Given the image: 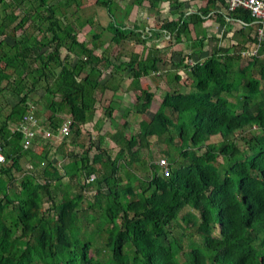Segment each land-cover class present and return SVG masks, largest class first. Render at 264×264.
Listing matches in <instances>:
<instances>
[{"label":"trees","instance_id":"1","mask_svg":"<svg viewBox=\"0 0 264 264\" xmlns=\"http://www.w3.org/2000/svg\"><path fill=\"white\" fill-rule=\"evenodd\" d=\"M51 1L0 0V92L9 91L19 99L6 116L0 112V146L5 158L0 176L4 202L0 264H264V36L258 41V27L251 15L241 10L227 12L228 0H197L203 4L194 12L182 0H139L148 9L157 11L165 4L170 15L177 13L176 19L163 20L156 35L168 36L169 45L195 46L178 62H169L174 69L186 70L187 91L164 92L151 122L142 121L138 132L126 136L115 131L116 144L126 149L131 161L120 168V155L110 157L99 138L98 147L93 142L88 146L99 153L91 164L86 149L81 161L62 167L69 179H95L99 186L93 196L95 205L106 198L107 221L99 217L105 228L100 229L105 232V248L100 249L96 242H81L72 234L77 206L84 201V185L80 184L75 195L59 196L49 189L52 178L40 184L26 174L20 186L15 183L12 171L23 158L29 157L34 169L38 163L33 146L23 148L19 131L28 114L37 119L39 101L31 102L30 95L42 87L47 100L44 109L50 113L48 128L56 134L68 121L69 133L76 138L97 110L119 104L120 84L111 80L127 72L128 89L135 93V111L146 114L155 93L143 88L141 80L167 75L159 70L163 62L159 49L147 47L152 28L148 35L146 26L124 24L133 3L118 16L115 0L95 1L105 10L107 23L102 28L111 33L110 45H115V49L102 50L101 36L92 33L89 47L78 39V29L64 22L67 12L62 13V8L78 7L77 0ZM212 20L224 35L233 25L239 26L237 48L242 52L259 46L258 55L235 69L241 54L221 46L190 64L208 39L203 23ZM29 28L33 33H27ZM192 31L197 33L194 38ZM118 42L127 54L117 55ZM137 45L147 50L142 60L134 51ZM181 79L178 73L173 77L174 81ZM215 136L222 138L220 143L210 142ZM152 137L170 147L159 150L168 159L169 177L162 178L153 162H138L150 176L140 180L125 173L127 182L121 181L120 169L129 170L133 159L150 149ZM48 143L39 155L46 165L50 163ZM14 185L19 193L12 200L9 192ZM40 190L50 202L47 209H43Z\"/></svg>","mask_w":264,"mask_h":264},{"label":"rangeland","instance_id":"2","mask_svg":"<svg viewBox=\"0 0 264 264\" xmlns=\"http://www.w3.org/2000/svg\"><path fill=\"white\" fill-rule=\"evenodd\" d=\"M96 0H77L78 3V7H76L75 5L69 6V9H64L62 8V13L63 12H67L66 13V18H64V22L70 25H73L76 29H78V39L80 41H84L89 47L90 44L93 43V38H92V33L101 36V41L104 44V46L101 48L102 50L105 49L106 46L110 45V38H111V33L107 30H103L102 27H104L107 23V17L105 15V10L102 7H98L95 3ZM56 2V0H52L50 2V4H54ZM115 4L113 5V7L115 5H117L116 7H114V13H116L118 16H120V14L122 15L124 13V8L125 6H129L133 3V5L130 6L129 12L127 14V17L125 19L124 24L126 26H132L134 24H136L137 26H146L145 27V32H148L147 34L149 35V32L152 31V35L153 38L152 40L149 42V44L147 45V47L149 46L151 49L153 50L154 48H158L160 53V57L162 59V64H159V70L161 72H166L164 73L163 76H166V78H159L157 76H152L150 78H144L143 83L146 84V87L150 89H152L153 91L157 90V101L160 100V98H162V93H164L166 90L170 91V93H182V92H186L187 89L185 87V82H186V70L183 69V67L179 68V69H174L169 62L171 63H176L179 61L180 57H182V54L188 53L189 52V48L191 46H195V43H190L189 47L186 43V46L188 48L185 47V45H178V44H174V45H169V43L171 41H169V37L165 36L163 33L161 35H156L157 30H159L161 28V23L163 22L164 19H176L177 18V13H173V15L167 14V12H169V8L165 5L162 4L159 6L157 11L148 9L147 4L145 2H139V0H115ZM188 2H186V6L189 8ZM112 7V8H113ZM1 7H0V11H1ZM118 21V20H117ZM88 22H91V24H89ZM102 25V26H100ZM150 28H152L150 30ZM208 32L209 30L211 32H209L210 36H213L214 39L212 38H208V40L203 43L204 45V50L201 51H197L196 54H193L192 59L190 61V64H194L199 62V59H205L206 57H208V53H211L213 51V49L218 48V46H216V42L219 45V47H221V45L223 47L229 48V52H232L233 54H238L240 52V43H241V38L238 34V28L239 26L237 25H233L231 30L224 35L223 32L221 33V29L217 27V25H215L213 23V25L209 28V25L206 26ZM150 30V31H149ZM155 31V32H154ZM27 33H33V29H28ZM221 37H217L220 36ZM151 35V36H152ZM41 36V40L43 39V35L40 33H36V37L39 38ZM191 37H196L197 33L192 31L190 33ZM203 36V35H202ZM217 37V39H215ZM193 44V45H192ZM239 44V46H235L232 47V45H237ZM118 52L117 55L120 56L121 54H127L125 47H122L119 45L118 42ZM215 46V47H213ZM113 49H115V46H112ZM212 48V49H211ZM134 51L136 53H139L141 56V60L146 56L147 50L143 47V46H136L134 48ZM114 55H116V52L113 53ZM120 54V55H119ZM172 56V57H171ZM243 57V56H242ZM246 62H249L248 59H245V57L241 58V60L239 61V64H237L235 66V69H237L239 66H244L246 64ZM189 64V63H188ZM237 67V68H236ZM179 74L182 77V82H175L173 80V77L175 74ZM128 76V79L130 80V75L127 73L126 74V78ZM166 80L167 81V86H166ZM180 80V81H181ZM117 82V81H116ZM5 83H2L1 87L4 86ZM156 88V89H155ZM190 89V88H189ZM25 93V92H24ZM161 95V96H160ZM241 95V94H240ZM45 94L43 91L42 87H39L35 92H33L30 95V101L36 103L39 101V105H36V117L38 120V122H42V126L45 127L44 130H42L41 134H46L47 131L46 129L50 130L48 128V125L46 124V117L50 114L48 112V110L44 109L43 104H46V99H45ZM120 97H123V94H119V99ZM118 98V96H117ZM18 97L14 96L11 92L9 91H1L0 92V112L2 113L3 116H6L10 110V108L18 102ZM155 99H154V104L155 106L151 107L149 111L150 112H155L157 107H158V103ZM114 109L119 107V104L114 103V105L112 106ZM113 110V109H111ZM115 110H119V109H115ZM111 111L110 114L113 115L114 111ZM103 112L101 110H97L95 112L94 118L92 120V122L87 125V128L89 130H92V132H99V133H103L106 137L109 136V133L105 134V132L107 131L108 125L109 123H106L105 121L102 120V116H103ZM97 118H99V122L96 124V120ZM124 122L127 124V127L124 126L123 124H119L118 126V130H121L122 132L127 131V128L130 126V124L132 123V120L126 121V118L124 119ZM146 122V121H145ZM44 123V125H43ZM118 123V122H117ZM124 123V124H125ZM131 129H133L132 131L134 132L136 130V127L133 125V128L131 127ZM130 129V130H131ZM11 131H13V129L11 128ZM48 138H50L51 140V144L53 146L56 145L55 142L59 141L58 140V136H47ZM70 137H72V134H70ZM110 137V136H109ZM70 140V138L68 139ZM67 140V141H68ZM92 140L94 143L97 142V138L96 135H93V133L90 134V142L92 143ZM222 140V138L220 136H215L214 138L210 139L211 143H220ZM150 144L152 145V150L154 151L152 153V156L155 158L156 162L161 160V159H166V162H168V159L162 155L160 153L159 150H169L170 147L168 144L164 143H157L156 142V138L152 137L151 139H149ZM43 141L39 140L36 145L34 147H32L35 151V155L37 157L36 161L37 166L32 167L30 165L29 162V157H25L20 161V167L18 169H13L12 171V176L15 180V183L17 184V186H20V183L22 182L24 176L26 174H28V172H31L30 174L36 178V181L40 184L44 183V179L46 176H52V179L54 181H51V183H49V189L55 191L56 190V186L54 185V182H57V180L59 178H62V173L63 171L60 170L58 164L53 163V160H50V163L48 165H46L45 162H41V158H39V153L42 151V146H43ZM93 144V143H92ZM90 146V144H89ZM88 147V145H87ZM89 149V147H88ZM185 149V148H184ZM90 150V149H89ZM89 152V151H88ZM89 154V153H88ZM117 157V156H116ZM114 157V158H116ZM127 162V161H125ZM148 162V160L145 161L144 158L141 157V162L140 165H143V163ZM46 165V174L42 173V176H39L41 174V170L42 167ZM138 164H134V168H132L133 173H135L134 176H136L138 179L140 180H145V175L146 176H150V172L149 171H142L140 167L137 168ZM123 165V163H121V161L119 162V167L121 168ZM34 169V171H32ZM30 170V171H28ZM125 168L124 169H120L119 174H120V178L121 181H125L127 182V179L125 178ZM129 175H132V173H129ZM66 181L67 178L63 177ZM60 182V181H59ZM74 182V180L71 181V183ZM84 182V178L82 177L80 180V184H82ZM63 185V184H62ZM94 186V190L95 188L99 187L98 184H96L95 182L92 184ZM101 189L104 190V192H106V190L101 187ZM19 188H16L15 185L13 186V188H11L10 192H9V196L11 197L12 200H14L15 195H18L19 193ZM97 190V189H96ZM41 193L42 199H43V209H47L48 206H50V202L47 199L46 195H44V191L40 190L39 191ZM96 191H91V193H87L86 198H84V201L82 203H80L77 206L78 210V217H77V221L75 222V225L73 227L72 230V234L73 237L76 239H79L81 242L85 241H93L94 243L96 242V247L100 248V249H104V242H103V237H105V228L100 226V216H102V218L104 220H106L104 212H103V207H105L106 205V198L105 196L102 198L100 205H95V199L93 198V195L95 194ZM69 196H72L71 194V189H68L67 192ZM3 195H0V209L1 206L3 205V199H2ZM15 203V202H14ZM93 206V208H91L90 206ZM9 210L11 209V206L8 208ZM8 209H6L5 212L8 211ZM16 214V211H15ZM107 221V220H106ZM178 222H180V220H178ZM100 229H103L104 231H101ZM179 232V230H177ZM79 237V238H78ZM84 239V240H83ZM74 240V239H73ZM83 240V241H82ZM189 243V242H188ZM182 246L185 247L186 249V242H182L181 243ZM125 253H128V249H125Z\"/></svg>","mask_w":264,"mask_h":264},{"label":"crops","instance_id":"3","mask_svg":"<svg viewBox=\"0 0 264 264\" xmlns=\"http://www.w3.org/2000/svg\"><path fill=\"white\" fill-rule=\"evenodd\" d=\"M182 1H185V3L188 2V4H190L189 5V9H188L190 12L196 11V9L198 7H201L202 4H203V3H201L200 1H197V0H182ZM167 14H169V13L167 12ZM187 14H189V13H187ZM213 23L215 24V21H213V20L212 21H206L205 23H203V28L206 30V32H207L206 33V37L208 36V38L213 37V36H210L209 32H211V31L209 30V32H208L206 26L209 25V28H210L213 25ZM222 32H223V30L221 28V33ZM217 37L218 38L221 37V34H220V36L217 35ZM108 46H115V45H108ZM108 46H106V47H108ZM216 46L219 47L217 42H216ZM213 47H215V46H213ZM210 54L211 53H208V56ZM199 60H201V59H199ZM126 74H127V72L123 73L122 75L120 74V76L116 80H114V81L111 80L114 83H116V81H117V83L120 84V87H119L120 89L119 90H121L120 91L121 93H119V94H121V95L123 94V97H120V99H119V94H118L117 95L118 96V101L117 102L121 105V107L123 109H121L120 107L115 108V109H119V110H115L114 108H112L113 110H115L113 115L110 114V112L113 111L111 109H107V110H106V108H101L100 109L104 113L103 116L101 117L102 120L105 121L106 123H109L107 131L105 132V134L109 133L110 137L109 136L106 137L103 133H99V132H96V131L92 132V130H89L87 128V125H89L92 122L91 121V122L85 124L82 127V132H81L82 134L79 137H76V138L74 136H72V137L68 136V137H64V138L63 137H59L58 138L59 141L55 142V144H56L55 146H54V143H53V146L51 144V140L52 139L50 140V138H46V136L44 134H38L35 137V139H33V140H35V145H36V143L39 140L40 141L42 140L43 143L49 142L48 143V145L50 147V149H49V159L53 160L54 165L58 164L60 170L63 171L62 167L67 165L68 162H70L71 164H74V162L78 163L79 161H81V157H82V154H83L84 150L88 149L87 145L89 146V144H90V134L91 133H93V135H96L97 142L94 143L93 140H92V142L94 143V145L96 147H98L99 138H103L102 148H105V150L107 151V154L110 157H112L114 159V157H116L117 155H120L121 163H123V164H126L129 161H131V159L129 158V156H128L127 152H126V149H121V147L116 144L117 136H116L115 131L118 130L117 128H118L119 124L125 123L124 122V118H123V117H125L126 121H128V119L132 120V123L127 128V131H125V135L127 136V133L134 134V133L138 132L139 125L141 124L142 121H146L148 123L151 122L152 117H153V115H154V113L156 111L154 113L148 111L146 114H138V113H136L135 108H134L135 93L133 92V90L128 89V87L130 86L131 79L129 80L128 76L126 78ZM108 78H109V75H106V79H108ZM119 78H120V81H119ZM147 78H150V77H147ZM143 80H141V86L143 88H147L146 84L143 83ZM175 82H177V83L178 82H182V80L181 81H175ZM166 86H167V84H166ZM150 91L154 92V93L157 92V90L153 91L152 89ZM165 92L170 93L169 90L168 91L166 90ZM170 94H178V93H170ZM156 95H157V93H155V98H154L155 100L157 99ZM161 99L162 98H160L159 101H157V100L156 101L160 103ZM106 104L108 105L107 102H105V106H106ZM111 105H114V103L111 104ZM151 105H152L151 107L155 106L154 102H152ZM158 107H159V105H158ZM158 107H157L156 110H158ZM124 110H126V111H124ZM126 113H128V114H126ZM48 117H49V115L46 117V119ZM97 120H99V118H97ZM39 123H40L39 126L44 130L45 127H43L41 125L42 122L39 121ZM133 125L136 127V130L134 132L132 131L133 129H131V127L133 128ZM46 131H48V133L51 135V131L50 130L46 129ZM53 136H54V134H53ZM40 137L42 139H40ZM69 138H70V140H68ZM149 143H150V141H149ZM32 146L34 147V144ZM150 149L152 150V145H150ZM150 149H147L145 151L144 150L141 151L139 156H138V158L133 159L134 163L130 164V166L127 167L129 170H125V173H132V174L135 175V173H133L132 168H134V164H138V162L139 163L141 162V157L144 158L145 160H148L150 163H152V162L156 163L155 158L152 156V154H150V151H149ZM40 153H39V155H40ZM94 155L97 156V155H99V153L97 152L96 149H90L89 150V154H88V158L90 160L89 164L92 163V161H93L92 159H93ZM125 161H127V162H125ZM45 166L46 165L41 166L42 170H41V174L39 175L41 177H43L44 174H46V167ZM138 167L139 166H137V168ZM80 168H83L82 164H81ZM44 169H45V171H44ZM28 171H30V170H28ZM32 171H34V169ZM30 173L31 172H28V174H30ZM42 173H43V176H42ZM71 175H74V174H71ZM62 176L67 178V181L62 177V178H59L57 180V182H54V185L57 187L55 192H57V194L60 196L63 193H66L68 189H71V194L75 195V193H77L79 191L80 180H81V178L83 176L79 177L78 179H77V177H73L72 179H69L68 176L64 175V172L62 173ZM45 178H49L50 179V178H52V176H46ZM83 178H84V182L82 183V185H84L83 186V188H84L83 197L86 198L85 194L91 193V191H96L97 188H95V190H94V187H92V186H94L92 184L95 182V179L90 182L88 178H86V177H83ZM72 180H74V182L71 183ZM96 192H95V194H96Z\"/></svg>","mask_w":264,"mask_h":264},{"label":"built area","instance_id":"4","mask_svg":"<svg viewBox=\"0 0 264 264\" xmlns=\"http://www.w3.org/2000/svg\"><path fill=\"white\" fill-rule=\"evenodd\" d=\"M237 10L248 12L254 19L255 25H257V37L258 41H261L264 36V0H228L227 2V12H235ZM259 46L252 49L251 51L240 52L243 57L256 56L258 53ZM69 123L62 124L59 135L67 136L69 134ZM19 131L23 134L22 146L24 149H29L32 145L31 142L35 137L42 132L37 124L36 118L32 114H28L24 117V123L19 127ZM49 136V133H46ZM5 165V158L2 153L0 146V176ZM159 167V175L163 178H168L170 174V169L168 163L165 159L157 161ZM89 181H93L90 178Z\"/></svg>","mask_w":264,"mask_h":264},{"label":"clouds","instance_id":"5","mask_svg":"<svg viewBox=\"0 0 264 264\" xmlns=\"http://www.w3.org/2000/svg\"><path fill=\"white\" fill-rule=\"evenodd\" d=\"M240 53V52H239ZM259 53V52H258ZM258 53H257V55H258ZM256 55V56H257ZM243 58V57H242ZM247 58H249V57H245V59H247ZM64 123H68V121H65ZM63 123V124H64ZM37 124H38V120H37ZM38 126H39V124H38ZM62 126V125H61ZM61 126H60V128H61ZM39 128L41 129V130H43L40 126H39ZM60 128H59V130H60ZM59 130H58V132L56 133V134H54V133H52L51 132V135L49 134V136H53V134H54V136H58V138L59 137H61V135H59ZM47 133H48V131H47ZM41 134V133H40ZM45 136H46V134H44ZM68 136H70V133L67 135V136H62L63 138L64 137H68ZM46 138H48L47 136H46ZM166 160V159H165ZM168 163V162H167ZM156 165H157V162L155 163ZM169 165V164H168ZM158 166V165H157ZM159 168V167H158ZM158 173H159V171H158ZM162 177V176H161ZM163 178V177H162Z\"/></svg>","mask_w":264,"mask_h":264}]
</instances>
